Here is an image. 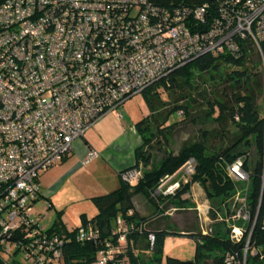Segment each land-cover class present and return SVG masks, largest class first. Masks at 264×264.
I'll return each instance as SVG.
<instances>
[{
    "label": "built area",
    "instance_id": "obj_1",
    "mask_svg": "<svg viewBox=\"0 0 264 264\" xmlns=\"http://www.w3.org/2000/svg\"><path fill=\"white\" fill-rule=\"evenodd\" d=\"M205 10L178 9L169 16L153 10L147 0L2 1L0 244L23 231L32 239L24 251L26 264L58 262L57 237L43 234L32 215V205L40 198L39 174L68 159L103 117L114 113L121 118L118 109L125 101L172 69L205 53L234 54L238 42L247 40L260 57L264 75V0L227 1L206 32H191L187 18L202 24ZM96 157L85 149L84 162ZM245 161L238 158L225 168L231 180L247 185L245 194L235 196L227 216L220 219L215 213L214 220L224 223L232 241L246 234L241 264L255 223L247 204L250 168L245 169ZM183 170L192 174L194 161L188 160L174 175ZM139 177L135 169L121 176L128 185ZM260 180L263 190L264 151ZM178 187L176 183L155 193L172 195ZM93 236L89 226L79 230L80 240ZM148 239L154 240L152 235ZM117 243L124 244L123 234ZM13 248L7 246L5 252ZM115 252L108 245L95 264H109ZM232 260L228 254L224 264Z\"/></svg>",
    "mask_w": 264,
    "mask_h": 264
},
{
    "label": "trees",
    "instance_id": "obj_2",
    "mask_svg": "<svg viewBox=\"0 0 264 264\" xmlns=\"http://www.w3.org/2000/svg\"><path fill=\"white\" fill-rule=\"evenodd\" d=\"M227 1L230 0H147V3L156 12L169 16L178 9L205 7L202 24L196 25L191 17L187 18L191 32L204 33L219 18L220 8ZM158 20L159 17L154 22ZM140 95L148 115L133 125L140 144L133 151V165L118 174L120 183L117 189L90 198L96 214L90 219L82 214L77 228L66 229L60 220L62 212H58L51 226L42 231L55 235L60 244L56 248L59 259L54 264H95L108 245L116 249L109 264H162L165 237L179 234L194 240L193 258L180 261L166 257L165 264H224L228 254L233 256V264H241L246 234L239 242L230 240L225 225L214 221V209L209 211L212 222L208 231L193 229L177 233L168 225L151 229L149 223L152 220L140 216L133 198L142 196L153 207L154 216L169 209L165 207L162 211L166 204L185 203L182 197L189 185L181 186L172 195H156L155 192L162 180L173 176L190 159L194 161L195 172L191 182L199 183L210 198H229L233 184L226 177L225 167L238 158H245L244 167L249 170L250 151L256 157L249 172L247 204L255 223L245 264H264V189L260 180L264 151V75L252 43L239 41L234 54L226 52L216 56L205 53L172 69ZM185 128L194 130V138L177 149L169 148L170 139ZM154 146L161 153L158 164L140 172L141 167L152 166ZM130 169L140 172L138 181L132 185L121 178L122 173ZM51 206L49 203L48 209ZM88 226L93 231V238L80 240L79 230ZM217 226L220 227L218 230L212 228ZM119 229H123V233ZM122 234L124 244L119 245L117 239ZM150 235L153 242L148 239ZM3 239L5 244H0V264H26L24 251L32 239L23 231ZM7 246L14 248L7 253Z\"/></svg>",
    "mask_w": 264,
    "mask_h": 264
},
{
    "label": "rangeland",
    "instance_id": "obj_3",
    "mask_svg": "<svg viewBox=\"0 0 264 264\" xmlns=\"http://www.w3.org/2000/svg\"><path fill=\"white\" fill-rule=\"evenodd\" d=\"M161 95L165 100V95L162 93ZM118 112L121 118H117L114 113L108 114L91 127L83 137L91 145L93 144L94 152L99 155L98 158L84 162L83 158L78 157L75 153L66 162L39 174L40 198L32 205L31 210L33 217L38 218V226L41 230H46L51 226L58 212H62L60 220L66 229L77 228L81 224L80 216L82 214L88 219L96 214V208L90 201V196L107 194L119 186L120 181L114 164L106 160L107 155L104 157L101 152L104 147H111L121 139H130V137L134 139L133 125L144 119L148 115V110L142 95L138 94L125 101ZM193 138V129H181L170 139L169 148L177 149ZM78 143L81 148L84 147L82 140ZM156 147L154 146L151 151L152 166L145 169L141 167L140 172L149 170L158 164L161 153L156 151ZM255 157L253 151L248 152V168L252 169ZM194 173L193 170L192 174L187 175L183 170L169 179L162 180L158 187L161 192L176 183L178 188L183 185L189 186L186 194L182 197L185 203L166 204L162 211L165 207H169V209H165L160 215L154 216L153 207L142 196L133 198V204L140 216L152 220L149 223L151 229L168 225L177 233L193 229L206 232L212 222L209 218L210 208L214 209L213 211L220 219H223L224 216H227L226 211L233 206L235 196L241 198L246 192V184L234 182L226 174L233 184L231 197L210 198L199 183L191 182ZM49 203L52 205L50 209H48ZM212 228L218 230L220 227ZM223 229L224 226L221 230ZM194 248V240L187 235H167L163 245L162 264H165L166 257L190 261L193 258Z\"/></svg>",
    "mask_w": 264,
    "mask_h": 264
},
{
    "label": "crops",
    "instance_id": "obj_4",
    "mask_svg": "<svg viewBox=\"0 0 264 264\" xmlns=\"http://www.w3.org/2000/svg\"><path fill=\"white\" fill-rule=\"evenodd\" d=\"M99 122L100 121H98L97 123H99ZM132 131L135 134L134 139H131V137H130V139H128V138H125V140L121 139L118 142H115L113 145H111V147L110 146L104 147L103 151L101 152L104 155V157L107 155L106 160H108L110 163L114 164L117 174H119L124 169L129 168L130 166L133 165V151L137 146H139L140 138L136 134V132L134 131L133 128H132ZM128 137H129V135H128ZM82 141H83L84 147L81 148L79 143H76L75 144V152L72 155H75V153H77L78 157L83 158L86 148L94 151L93 146H92L93 144L91 145V143L87 139H84V138ZM113 154H115V155H113ZM98 157H99V155L97 154L96 158H98ZM68 159H66V160H68ZM66 160L64 162H66ZM92 197H95V196H90V198H92ZM136 211L138 212L137 209H136Z\"/></svg>",
    "mask_w": 264,
    "mask_h": 264
}]
</instances>
